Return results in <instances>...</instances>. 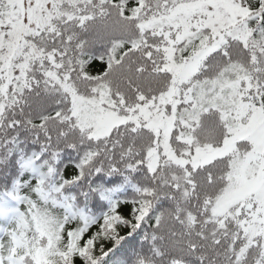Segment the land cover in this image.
Masks as SVG:
<instances>
[{"label":"snow or ice","instance_id":"1","mask_svg":"<svg viewBox=\"0 0 264 264\" xmlns=\"http://www.w3.org/2000/svg\"><path fill=\"white\" fill-rule=\"evenodd\" d=\"M25 129L82 150L78 180L144 173L129 217L63 226L66 264L143 224L136 264H264V0H0V156Z\"/></svg>","mask_w":264,"mask_h":264},{"label":"trees","instance_id":"2","mask_svg":"<svg viewBox=\"0 0 264 264\" xmlns=\"http://www.w3.org/2000/svg\"><path fill=\"white\" fill-rule=\"evenodd\" d=\"M83 154L82 150L68 146H62L53 152L46 144L43 133L36 134L28 129L18 132L14 147L6 155L0 156V204L24 209L23 200L14 199L13 194L31 198L36 195L33 192L36 182L43 179L48 192L57 195L59 199L70 198L73 214H83L99 220L114 204L119 203L121 214L129 217L144 173L139 170L111 174L100 171L87 179L78 180ZM61 185V193H54L53 190ZM165 205L166 201L158 204L157 209ZM12 219V215L0 216V224L7 225ZM33 219L36 230L41 233L42 238L48 239L50 248L51 238L44 225L39 217ZM95 230L93 226L92 231ZM119 231L123 239L118 244L111 240L98 243L99 252L108 251L107 256H102L101 264H136L137 256L147 250L149 241L145 239L148 231L146 224L139 228L121 226ZM33 256L35 264H50L42 247L36 249ZM75 264H85V261L76 257Z\"/></svg>","mask_w":264,"mask_h":264},{"label":"clouds","instance_id":"3","mask_svg":"<svg viewBox=\"0 0 264 264\" xmlns=\"http://www.w3.org/2000/svg\"><path fill=\"white\" fill-rule=\"evenodd\" d=\"M45 192H47L44 187ZM33 205L22 209V216L16 217L6 225L5 237L0 238V253L10 255L13 248H17V255L31 257L35 250L43 248L50 264H66L65 258L60 255L67 251V243L64 239L63 226L77 224L79 216H73L72 209H65L52 203L55 196L41 198L37 195L31 197ZM33 217H39L48 236L51 238L52 246L48 247V239L42 238L41 233L36 230ZM18 237L17 241L12 236ZM19 244V247H17ZM27 264V262H26Z\"/></svg>","mask_w":264,"mask_h":264}]
</instances>
